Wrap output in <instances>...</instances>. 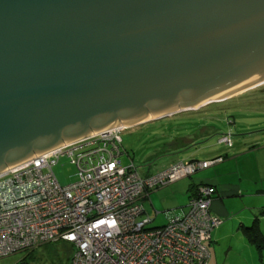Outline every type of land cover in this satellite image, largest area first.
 <instances>
[{"label": "water", "instance_id": "obj_1", "mask_svg": "<svg viewBox=\"0 0 264 264\" xmlns=\"http://www.w3.org/2000/svg\"><path fill=\"white\" fill-rule=\"evenodd\" d=\"M259 81L264 0H0V172Z\"/></svg>", "mask_w": 264, "mask_h": 264}, {"label": "built area", "instance_id": "obj_2", "mask_svg": "<svg viewBox=\"0 0 264 264\" xmlns=\"http://www.w3.org/2000/svg\"><path fill=\"white\" fill-rule=\"evenodd\" d=\"M122 129L62 143L0 172V257L63 240L73 245L69 264L207 263L206 242L219 222L209 211L213 185L196 184L186 210L159 225H148L140 199L221 156L182 159L141 175L131 160L120 163ZM217 142L231 144L228 134ZM61 155L73 166L66 183L52 170Z\"/></svg>", "mask_w": 264, "mask_h": 264}, {"label": "rangeland", "instance_id": "obj_3", "mask_svg": "<svg viewBox=\"0 0 264 264\" xmlns=\"http://www.w3.org/2000/svg\"><path fill=\"white\" fill-rule=\"evenodd\" d=\"M222 134H228L232 145L217 142L218 136ZM178 136H183L177 141L179 143L172 142ZM120 137L122 149V154L118 157L120 163L127 164L131 160L141 175L156 172L171 162L189 156L204 159L218 152L231 155L236 147L245 142L256 149L244 155L241 163L249 165L255 161L253 172L262 176L264 175V81L194 109H182L125 126L120 131ZM188 137L192 138V141L187 142ZM52 170L60 183L72 179L73 166L64 155L58 157L57 162L52 165ZM246 172L247 169L245 174ZM186 178L190 180L191 176ZM261 181L262 183L257 180L256 184L263 186L264 178ZM161 187L151 189L149 191L151 196H146L141 202L144 208L142 215L153 217L148 224L151 226L161 224L168 215L180 212L184 207L183 192L170 193L169 190L159 192ZM179 200L182 202L178 204ZM155 210L158 212L153 216ZM226 234L218 240V243L213 244L216 245L215 257L219 259L220 264H249L246 262L248 258L253 259V264H261L253 249L250 253L242 249L236 232ZM228 241L231 242L230 248ZM72 248L73 245L67 241H46L30 250H20L2 256L0 264H69Z\"/></svg>", "mask_w": 264, "mask_h": 264}, {"label": "crops", "instance_id": "obj_4", "mask_svg": "<svg viewBox=\"0 0 264 264\" xmlns=\"http://www.w3.org/2000/svg\"><path fill=\"white\" fill-rule=\"evenodd\" d=\"M182 137L183 136L175 137L172 142L175 143ZM186 140L187 142L189 140L192 141V138L188 137ZM255 149L256 148L251 144L244 142L236 147V150L233 151L231 155L222 152L223 158L221 161L199 168L190 175H185L170 181L165 184L167 187L162 188L160 186L162 189H160L159 192H164L166 190H169L170 193L177 191L183 192V197H185L184 207L177 213L186 210V201L195 192L196 184L202 183L214 186L215 191L211 195L209 211L219 218V222L211 229L212 231H210L209 239L206 242L208 248V259L206 264H220L219 259L215 257L216 245L213 244L218 243V240L226 233L229 235L232 234V231L236 232L242 249H244V251L247 250L249 253L252 252L253 249L256 253L255 256H257V260H259L261 264H264V244L257 249V247L247 239L243 229V227L253 223L259 229L264 239V185L262 186L259 183L258 185L256 184L257 180L262 183L261 179L264 178V175L260 176L259 173L253 172L255 170V161L249 165L247 163H241V159L244 155L255 151ZM217 154L221 153L218 152ZM189 158L194 157L189 156L186 159ZM246 169L247 172L245 174ZM190 176L191 179L188 180L186 177ZM227 176L230 178L227 179ZM146 196H151L150 192L144 195V197H141L140 201L142 202ZM180 202H182V200H179L178 204ZM156 212L158 211L155 210L153 216ZM222 232L225 233L222 234ZM228 243V248H230L231 242L228 241ZM252 260V258H248L246 262L253 264L254 261Z\"/></svg>", "mask_w": 264, "mask_h": 264}, {"label": "trees", "instance_id": "obj_5", "mask_svg": "<svg viewBox=\"0 0 264 264\" xmlns=\"http://www.w3.org/2000/svg\"><path fill=\"white\" fill-rule=\"evenodd\" d=\"M223 135V134H222ZM221 136V135H220ZM219 137V136H218ZM189 142V141H188ZM220 155L221 156V160L223 158V154H216L214 156ZM211 156V157H214ZM191 159V158H190ZM219 160V161H221ZM218 162V161H217ZM264 211V209H263ZM244 231H245V235L247 237V239L254 244L255 247H257V249H259L261 247L262 244H264V239L262 237L261 232L259 231V229L256 227L255 224H251L248 226L243 227ZM30 250V249H29Z\"/></svg>", "mask_w": 264, "mask_h": 264}, {"label": "bare ground", "instance_id": "obj_6", "mask_svg": "<svg viewBox=\"0 0 264 264\" xmlns=\"http://www.w3.org/2000/svg\"><path fill=\"white\" fill-rule=\"evenodd\" d=\"M263 82V81H262ZM259 83H261V81H259L258 83H255V85H257V84H259ZM243 89H245V86L243 87V86H240V87H237V88H235V89H233V90H231V91H229V92H227V93H225V94H222V95H220V96H216V97H214L213 95H210V96H208V97H206L205 99H203V100H201L200 102H198V103H196V104H194V105H192V107H189V108H192V109H194V108H197L198 106H200V105H202V103L204 102V101H206V99H208V98H213V99H217V100H219L220 98H222L221 96H224V95H226V96H231L232 94H234V93H236V92H240L241 90H243ZM236 95V94H235ZM225 98V97H224ZM154 116V115H153ZM150 117H152V116H150ZM150 117H147V118H150ZM125 125V124H124ZM127 125V124H126ZM128 126V125H127ZM125 127V126H124Z\"/></svg>", "mask_w": 264, "mask_h": 264}]
</instances>
